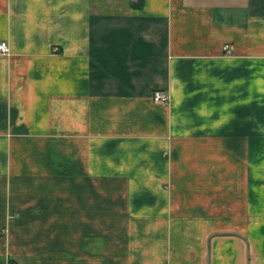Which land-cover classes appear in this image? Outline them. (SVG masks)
<instances>
[{"label": "crops", "instance_id": "0c3cea01", "mask_svg": "<svg viewBox=\"0 0 264 264\" xmlns=\"http://www.w3.org/2000/svg\"><path fill=\"white\" fill-rule=\"evenodd\" d=\"M0 41V264H264V0H0Z\"/></svg>", "mask_w": 264, "mask_h": 264}, {"label": "built area", "instance_id": "2783aa9c", "mask_svg": "<svg viewBox=\"0 0 264 264\" xmlns=\"http://www.w3.org/2000/svg\"><path fill=\"white\" fill-rule=\"evenodd\" d=\"M10 50L9 45L6 41H0V52H8ZM154 99L157 102H167L169 100V96L162 91H155Z\"/></svg>", "mask_w": 264, "mask_h": 264}]
</instances>
